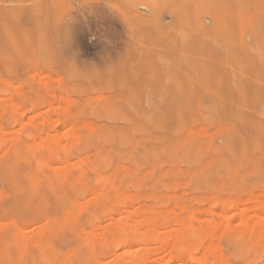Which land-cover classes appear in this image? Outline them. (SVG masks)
<instances>
[{"label": "rangeland", "instance_id": "374dc122", "mask_svg": "<svg viewBox=\"0 0 264 264\" xmlns=\"http://www.w3.org/2000/svg\"><path fill=\"white\" fill-rule=\"evenodd\" d=\"M0 131V264H264V0H0Z\"/></svg>", "mask_w": 264, "mask_h": 264}, {"label": "bare ground", "instance_id": "6f19581e", "mask_svg": "<svg viewBox=\"0 0 264 264\" xmlns=\"http://www.w3.org/2000/svg\"><path fill=\"white\" fill-rule=\"evenodd\" d=\"M39 105H40V104H39ZM7 118H8V117H7ZM4 121H5V120H4ZM0 132H1V131H0ZM2 132H3V131H2ZM4 132H5V131H4ZM10 146H11V145H10ZM28 146H29V145H28ZM28 146H27V147H28ZM12 148H13V147H12ZM25 148H26V147H25ZM28 148H29V147H28ZM28 148H26V149H28ZM13 149H14V148H13ZM15 149H16V148H15ZM15 149L13 150L14 152H15ZM17 150H19V149L17 148ZM32 151H33V150H32ZM16 153H18V152H16ZM32 153H33V152H32ZM19 156H20V155H19ZM19 156H18V157H19ZM38 156H39V155H38ZM43 161H44V160H43ZM34 163H35V162H34ZM38 163H40V162H38ZM16 164H17V163H16ZM36 165H37V163H36ZM64 166H65V165H64ZM60 167H61V166H60ZM61 168H62V167H61ZM17 169H18V168H17ZM17 169H16V171H17ZM57 169H58V167H57ZM83 175H84V174H83ZM63 176H64V174H63ZM80 176H81V175H80ZM98 176H99V175H98ZM55 177L57 178V176H55ZM61 177H62V176H61ZM44 180H45V179H44ZM54 180H55V179H54ZM60 180H61V179H60ZM74 180H75V179H74ZM24 181H25V180H24ZM58 181H59V180H58ZM68 181H69V180H68ZM80 181H81V180H80ZM25 182H26V181H25ZM66 182H67V181H66ZM75 182H77V180H76ZM21 183H22V182H21ZM84 183H85V182H84ZM3 184H4V183H3ZM12 184H13V183H12ZM23 184H24V183H23ZM29 184H30V183H29ZM81 184H82V183H81ZM68 185H69V184H68ZM68 185H67V186H68ZM16 186H17V185H15V187H16ZM13 187H14V186H13ZM16 188H17V187H16ZM42 188H43V187H42ZM44 188H46V187H44ZM64 188H65V187H64ZM12 189H13V188H12ZM32 190H33V189H32ZM37 190H38V189H37ZM40 190H41V189H40ZM35 191H36V190H35ZM38 191H39V190H38ZM22 192H23V191H22ZM27 192H28V191H27ZM39 192H41V191H39ZM47 192H48V191H47ZM19 194H20V193H19ZM52 194H53V193H52ZM52 194H51V195H52ZM29 195H30V194H29ZM33 196H34V195H33ZM54 196H55V195H54ZM33 198H34V197H33ZM2 200H3V199H2ZM32 200H33V199H32ZM108 200H109V199H108ZM13 201H14V200H13ZM109 201H111V199H110ZM109 201H108V202H109ZM14 202H15V201H14ZM32 202H33V201H32ZM12 203H13V202H12ZM33 203H34V202H33ZM98 204H99V202H98ZM113 204H114V203H113ZM47 206H48V204H47ZM56 206H57V205H56ZM105 206H106V205H105ZM111 206H112V205H111ZM117 206H118V205H117ZM45 207H46V205H45ZM98 207H99V206H98ZM8 208H9V207H8ZM114 208H115V207H114ZM40 212H41V211H40ZM114 212H116V211H114ZM41 213H42V212H41ZM67 213H68V212H67ZM63 215H64V214H63ZM70 215H71V213H70ZM119 215H120V214H119ZM42 216H43V214H42ZM72 216L74 217V213L72 214ZM77 216H78V215H77ZM116 216H117V215H116ZM73 217H72V218H73ZM125 217H126V215H125ZM126 218H127V217H126ZM61 219H62V217H61ZM124 219H125V218H123V220H122L121 217H120V219H119V221L121 220V221H120V228H121V226H122L121 223L123 224V221H125ZM53 220H54V219H53ZM58 221L60 222L59 219H58ZM63 221H64V220H63ZM96 221H97V220H96ZM116 221L118 222V220H116ZM46 222H47V221H46ZM117 222H116V223H117ZM126 222H127V221H126ZM86 223H87V221H86ZM96 223H97V222H96ZM116 223H115L114 225H117L118 228H119V225L116 224ZM130 223H131V222H130ZM130 223L127 222V224H130ZM7 224H9V223H7ZM7 224H6V226H7ZM127 224H125V225L127 226ZM2 225H5V224H2ZM95 225H96V224H95ZM123 225H124V224H123ZM130 225H131V224H130ZM133 225H134V224H133ZM15 227H17V226L15 225ZM122 227H123V226H122ZM17 228H18V227H17ZM17 228H16V229H17ZM130 228H132V227L130 226ZM19 229H20V228H18V230H19ZM90 229H93V228L91 227ZM121 229H122V228H121ZM134 229H135V228H134ZM41 230H42V229H41ZM122 230H123V229H122ZM42 231H43V230H42ZM47 231H48V230H47ZM51 231H52V230H51ZM51 231H50V232H51ZM118 231H121V230L118 229ZM37 232H38V231H37ZM39 232H40V231H39ZM43 232H44V231H43ZM83 232H84V230H83ZM85 232H86V231H85ZM85 232H84V233H85ZM90 232H91V233H94V232H92L91 230H90ZM111 232H112V231H111ZM111 232H110V233H111ZM40 233H41V232H40ZM50 234H51V233H50ZM112 234H113V233H112ZM29 235H30V234H29ZM22 236H23V235H22ZM30 236H31V235H30ZM32 236H33V235H32ZM84 236H86L87 238H88V237H91V236L93 237V235H91V234L89 235L87 232H86V235H84ZM102 236H103V235H101V237H100V235H99L98 237L102 238ZM27 237H28V235H27ZM124 237H125V236H124ZM11 238H12V237H11ZM24 238H25V237H24ZM84 238H85V237H84ZM142 238H143V237H142ZM81 239H82V238H81ZM102 239H103V238H102ZM102 239H101V240H102ZM122 239H123V238H122ZM155 239H156L155 241H157V238H155ZM83 240H84V239H83ZM146 240H148V239L146 238ZM85 241H86V240H85ZM129 241H130V240H129ZM131 241H132V240H131ZM104 242H106V241H104ZM141 242H142V241H140V244H143V243H144V242H142V243H141ZM152 242H153V241H152ZM157 242H158V241H157ZM50 243H51V242H50ZM52 243H53V242H52ZM97 243H98V241H97ZM120 243H121V242H120ZM33 244H34V243H33ZM134 244H135V243H134ZM155 244H157V243L155 242ZM155 244H154V245H155ZM20 245H21V244H20ZM26 245H27V244H26ZM108 245H109V244H108ZM115 245H116V247H117V246H119V245H121V244H119V245L115 244ZM38 246H39V245H38ZM64 246H65V245H64ZM89 247H90V245H89ZM116 247H115V248H116ZM119 247H121V246H119ZM119 247H118V248H119ZM145 247H146V246H145ZM145 247L143 246V249H145ZM150 247H151V246H150ZM150 247H148V248H150ZM39 248H40V247H39ZM53 248H54V247H53ZM121 248H122V247H121ZM137 248H138V247H137ZM137 248H136V249H137ZM155 248H156V247H155ZM155 248H154V250L157 251L158 248H157V249H155ZM113 249H114V248H113ZM119 249H120V248H119ZM40 250H42V248H40ZM115 250L117 251L118 249H115ZM151 250H152V249H151ZM151 250L149 249V251H151ZM154 250H152V251H154ZM158 250H159V249H158ZM160 250H161V249H160ZM52 251H53V250H52ZM72 251H73V250H72ZM118 251H119V250H118ZM133 251H134L135 253H137L138 250H135V249H134ZM140 251H144V250H141V248H139V251H138V252H140ZM145 251H147V250H145ZM175 251H176V250H175ZM180 251H181V250H180ZM183 251H184V250H183ZM51 253H52V252H51ZM70 253H72V252H71V251L68 252V254H70ZM91 253H92V252H91ZM116 253H117V252H116ZM142 253H143V252H142ZM151 253H152V252H151ZM173 253H174V252H173ZM182 253H183V252H182ZM45 254L47 255L46 252H45ZM114 254H115V253H114ZM118 254H119V253H118ZM124 254H130V253L127 252V253H124ZM124 254H122V255H124ZM132 254H133V253H132ZM139 254H141V252H140ZM189 254H190V253H189ZM48 255H49V254H48ZM70 255H71V254H70ZM116 255H117V254H116ZM116 255H115V256H116ZM122 255H119L118 257H120V256H122ZM135 255H136V256H135ZM141 255H142V254H141ZM179 255H180V254H179ZM190 255H191V254H190ZM193 255H195V254H193ZM193 255H192V257H193ZM59 256H60V254H59ZM66 256H67V254H66ZM125 256H126V255H125ZM134 256H135V258H136L138 255H137V254H134ZM79 257H80V256H79ZM116 257H117V256H116ZM127 257H128V256H127ZM141 257H142V256H141ZM147 257H148V256H147ZM179 257H180V256H179ZM188 257H189V256H188ZM190 257H191V256H190ZM194 257H196V256H194ZM194 257H193V258H194ZM30 258H31V257H30ZM48 258H49V257H48ZM121 258H122V257H121ZM129 258H130V257H129ZM129 258H127L129 261H127L126 258H125V261L128 262V263H133L134 261H133V262H130V259H129ZM171 258H172V257H171ZM131 259H132V258H131ZM142 259H144V258H142ZM146 259H149L150 262H152V261H151V258H146ZM178 259H179V258H178ZM188 259H189V258H188ZM196 259H199V258L196 257ZM196 259H195V260H196ZM26 260H27V259H26ZM55 260H56V259H55ZM57 260H58V259H57ZM95 260H96V259H95ZM137 260H138V259H137ZM174 260H175V259H174ZM174 260L172 259V261H174ZM186 260H187V259H186ZM195 260H193V263H195ZM62 261H63L64 263L66 262L64 259H62ZM115 261H116V260H115ZM131 261H132V260H131ZM143 261H144V260H143ZM172 261H171V262H172ZM55 262H56V261H55ZM67 262H68V261H67ZM67 262H66V263H67ZM94 262H95V261H94ZM97 262H98V261L96 260L95 263L97 264ZM31 263H33V262L31 261ZM68 263H69V262H68ZM68 263H67V264H68ZM99 263L101 264V261H100ZM102 263H103V262H102ZM152 263H153V262H152ZM152 263H151V264H152ZM177 263H178V262H177ZM92 264H94V263H92ZM104 264H105V262H104ZM134 264H135V263H134ZM178 264H179V263H178ZM183 264H185V263H183ZM207 264H208V263H207Z\"/></svg>", "mask_w": 264, "mask_h": 264}]
</instances>
